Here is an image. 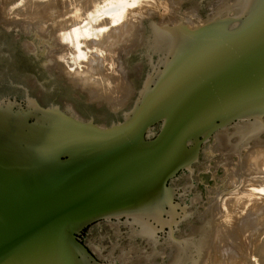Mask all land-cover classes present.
I'll use <instances>...</instances> for the list:
<instances>
[{"label":"water","instance_id":"obj_1","mask_svg":"<svg viewBox=\"0 0 264 264\" xmlns=\"http://www.w3.org/2000/svg\"><path fill=\"white\" fill-rule=\"evenodd\" d=\"M241 3L167 22L108 127L0 81V264L226 261L264 172V0Z\"/></svg>","mask_w":264,"mask_h":264},{"label":"rangeland","instance_id":"obj_2","mask_svg":"<svg viewBox=\"0 0 264 264\" xmlns=\"http://www.w3.org/2000/svg\"><path fill=\"white\" fill-rule=\"evenodd\" d=\"M238 1L242 2L0 0V81L39 107H57L78 120L108 127L116 124L133 109L147 50L167 22L193 25V20L194 24L196 21L201 24L207 17L217 15V10L223 6L228 9L226 13L231 15L240 8L242 3L237 5ZM234 2L236 3L233 5ZM230 4L234 9L235 6L237 8H228ZM222 12L225 13L224 10ZM219 15L224 14L220 11ZM128 33H136L134 42L131 37L126 36L125 41L111 50V42L121 40ZM129 43L132 45L129 46ZM98 60L105 65L103 72L96 71L94 62ZM102 65L101 68L104 69ZM97 72L104 73L106 78H103L102 73H99L100 77ZM78 73L81 77L79 80H82L83 75L96 83L100 79L99 85L105 82L100 85L102 88L96 83L93 86L91 84L90 88H83L76 79ZM70 77L79 81L77 84L74 82L76 86L73 84L74 78ZM94 84L98 85L97 89ZM91 88L103 93L110 89L108 92L112 95L105 96ZM99 95L105 98L101 99ZM107 97H113V100L108 102ZM229 257L223 264H264V172L241 243Z\"/></svg>","mask_w":264,"mask_h":264},{"label":"bare ground","instance_id":"obj_3","mask_svg":"<svg viewBox=\"0 0 264 264\" xmlns=\"http://www.w3.org/2000/svg\"><path fill=\"white\" fill-rule=\"evenodd\" d=\"M232 2H233V1H232ZM235 3H236V2H234L233 5H234ZM164 4H165V3H164ZM239 4H241V3L238 1L237 5H239ZM233 5L230 4V7H228V8H231V6H232V9L235 10L234 7H233ZM25 6H28V5H25ZM219 8H220V7H219ZM219 8H218V9H219ZM235 8H237V7L235 6ZM119 9H120V8H119ZM216 9H217V8H216ZM29 10H30V9H29ZM117 10H118V9H117ZM176 10H177V9H176ZM178 10H179V9H178ZM223 10H224L225 13H226V11H227L228 9H227V7L223 6L221 9L217 10V14H220V11H221L222 14H225V13L222 12ZM115 11H116V10H115ZM218 11H219V12H218ZM73 16H74V15H73ZM117 18H118V17H117ZM207 18H208V17H207ZM186 19H187V18H186ZM64 20H65V19H64ZM67 20H68V19H67ZM67 20H66V21H67ZM72 20H73V19H72ZM134 21H135V20H134ZM169 21H170V20H169ZM191 21H192V23H193L194 26L197 25V24H200L198 21H196V22H197L196 24H194L195 21H194V22H193V20H191ZM174 22H175V21H174ZM117 25H118V24H117ZM191 25H192V24H191ZM136 26H137V25H136ZM115 28H116V27H115ZM118 28H119V27H118ZM120 28H122V26H121ZM135 29H136V27H135ZM114 30H115V29H114ZM124 30H126V29H124ZM124 30H123V31H124ZM127 30H128V29H127ZM131 31H132V30H131ZM133 32H134V31H133ZM122 33H124V32H121V34H122ZM69 34H70V33H69ZM108 34H109V33H108ZM111 34H113V33H111ZM137 34H139V33H137ZM53 35H55V34H53ZM113 35H114V34H113ZM124 35H125V34H124ZM133 35H134V36H133ZM135 35H136V33H133V34H132V33H131V34L128 33V34L125 35V37H121V38H122L121 40H115L114 42H111L113 48H112V49L110 48V49L113 50L115 46H116V47H117V45L119 46V44H121L123 40L125 41L124 38H126V36L131 37V39H132V41H133V39H135ZM133 37H134V38H133ZM60 38H61V37H60ZM126 39H127V38H126ZM136 39L139 40V38H136ZM132 41H131V43H132ZM136 41H137V40H136ZM142 41H143V40H142ZM142 41H141V42H142ZM133 42H134V41H133ZM145 42H146V41H145ZM111 43H110V44H111ZM131 43H129V46L132 45ZM135 43H137V42H135ZM137 44H138V43H137ZM141 44H142V43H141ZM141 44H140V45H141ZM145 44H146V43H145ZM120 46H121V45H120ZM137 46H138V45H137ZM110 47H111V45H110ZM125 49H126V48H125ZM132 49H133V47H132ZM111 50H110V51H111ZM128 51H129V50H128ZM130 51H132V50H130ZM147 51H149V50H147ZM122 52H123V50H122ZM122 52H121V53H122ZM124 52H125V51H124ZM120 55H121V54H120ZM114 56H115V54H114ZM117 56H118V55H117ZM122 56L124 57L123 54H122ZM123 59H124V58H123ZM118 60H119V59H118ZM120 61H122V60H120ZM117 62H118V61H117ZM123 62H124V61H123ZM94 63H95L96 66H97V67H96V71H101V70H102V72H103V70H105V68H104L105 65H102L103 61L100 60V62H99V60H98L97 62H94ZM114 63H115V61H114ZM106 64H107V63H106ZM115 64H117V63H115ZM101 65L103 66L104 69L101 68ZM54 68H55V67H54ZM106 68H107V67H106ZM70 71H71V70H70ZM94 72H95V71H94ZM102 72H97V73L99 74V73H102ZM109 73H110V71H109ZM78 74H79V76H77ZM78 74L76 75V76L78 77V78H76L77 80H79V78H81V77H80V73H78ZM82 74H84V73H82ZM82 74H81V75H82ZM102 74H103L102 76H104V73H102ZM99 75H100V74H99ZM99 75H98V76H99ZM105 75H106V74H105ZM118 75H119V74H118ZM95 76H96V75H95ZM111 76H112V75H111ZM71 77H72V76H71ZM71 77H70V78H71ZM82 77H83L82 80L80 79L79 81L81 82L80 86H82L83 88L88 87V86H89V88H90V85H91V84H92V86H93V83H96V82L92 81V79H91V80H90V79L88 80V77H84L83 75H82ZM100 77H101V75H100ZM112 77H113V79H115V78H114L115 76H112ZM112 77H111V78H112ZM70 78H69V80H70ZM73 78H74V79H73ZM73 78H71V79L75 80V77H73ZM89 78H90V77H89ZM91 78H93V77H91ZM103 78H106V76H104ZM103 78H102V79H103ZM94 79L96 80V78H93V80H94ZM73 80H72V81H73ZM110 80H111V79H110ZM72 81H70V82H72ZM79 81H76V80H75V81H73V84H74V82H76V84H77V82H79ZM90 81H91V82H90ZM96 81H97V80H96ZM102 81H103V80H102ZM97 82H98V81H97ZM104 82H105V81H104ZM104 82H103V83H104ZM98 83H100V79H99V82H98ZM98 83H96V84H98ZM101 83H102V82H101ZM103 83H102V84H103ZM118 83H119V82H118ZM96 84H94V86H96ZM102 84H100V85H102ZM106 84H107V83H106ZM78 85H79V84H78ZM98 85H99V84H98ZM98 85H97V86H98ZM100 85H99V87H101ZM74 86H76V85L74 84ZM97 86L95 87L96 89H97ZM103 86H104V85H103ZM115 86H116V85H115ZM128 86H129V85H128ZM99 87H98V88H99ZM104 87H106V86H104ZM104 87H103V90H105ZM92 88H93V87H92ZM92 88H91V89H92ZM95 88H94V89H95ZM101 88H102V87H101ZM106 88H107V87H106ZM80 89H81V88H80ZM126 89H127V88H126ZM82 90H83V89H82ZM92 90H93V89H92ZM98 90H102V89H98ZM106 90H107V93H109V94H107L105 91H104V92H105L106 94L103 93V91H102V92L100 91V92L103 93L105 96H107V95H108V96H109V95L111 96L112 94L110 93V91L108 92V90H110V89H106ZM122 90H123V89H122ZM86 91H88V89H86ZM89 91H91V90L89 89ZM93 91H97V90H93ZM97 92L100 93L99 91H97ZM117 93H118V92H117ZM95 94H96V92L94 93V95H95ZM103 94H102V95H103ZM88 95H89V94H88ZM91 95H92V94H91ZM99 96H100V95H99ZM93 97H94V96H93ZM97 97H98V96H97ZM97 97H96V98H97ZM101 97H102V96H100V98H101ZM103 97H104V96H103ZM103 97H102V98H103ZM113 97H114V93H113ZM113 97H111V98H113ZM90 98H92V97H90ZM94 98H95V97H94ZM96 98H95V99H96ZM98 98H99V97H98ZM100 98H99V99H100ZM102 98H101V99H102ZM104 98H105V97H104ZM107 98H108V97H107ZM107 98H106V99H107ZM109 98H110V97H109ZM109 98H108V102H109V100H113V99H111V98L109 99ZM117 98H118V97H117ZM117 98H115V100H116ZM88 100H89V99H88ZM97 100H98V99H97ZM115 100H114V101H115ZM120 102H122V101H120ZM117 104H118V103H117ZM119 104H120V103H119ZM262 202H263V201H262ZM257 216H258V215H257ZM259 217H260V216H259ZM254 220H255V219H254ZM259 220H260V219H259ZM259 223H261V222H259ZM255 229H256V228H255ZM238 251H240V250H238ZM233 252H234V251H233ZM237 253H239V252H237ZM234 254H235V253H234ZM232 257H233V256H232ZM229 258H231V257H229ZM229 260H230V259H229ZM231 260H232V259H231ZM229 262H230V261H229Z\"/></svg>","mask_w":264,"mask_h":264}]
</instances>
